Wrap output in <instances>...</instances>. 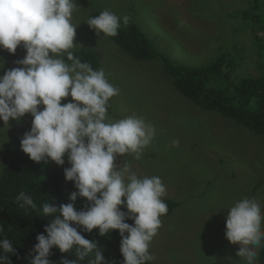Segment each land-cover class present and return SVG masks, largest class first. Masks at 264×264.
<instances>
[{"label":"rangeland","instance_id":"rangeland-1","mask_svg":"<svg viewBox=\"0 0 264 264\" xmlns=\"http://www.w3.org/2000/svg\"><path fill=\"white\" fill-rule=\"evenodd\" d=\"M105 10L121 18L118 30L130 23L139 26L174 64L200 67L228 54L235 68L232 81L238 83L264 76V0H77L72 17L77 32L71 51L98 52V70L103 69L119 89L109 101L108 121L136 116L155 130L139 159L128 153L116 163L127 165L140 178L159 177L166 188L161 199L184 204L173 215L160 216L161 225L150 243V262L228 264L231 257L237 264L238 245L225 238L227 212L246 197L264 210V137L190 102L160 60H134L114 36L97 35L86 22ZM16 54L22 59L26 53L20 47ZM17 66L11 54L0 49V75ZM214 85L222 87L223 82ZM32 119L29 114L6 127L0 120L1 175L6 158L21 149ZM65 161L70 167L67 157ZM186 185L190 187L183 189ZM186 198L191 200L184 202ZM102 252L108 264H114L115 251Z\"/></svg>","mask_w":264,"mask_h":264},{"label":"clouds","instance_id":"clouds-1","mask_svg":"<svg viewBox=\"0 0 264 264\" xmlns=\"http://www.w3.org/2000/svg\"><path fill=\"white\" fill-rule=\"evenodd\" d=\"M76 6L77 0H0V49L14 55L23 47L26 53L17 67L0 75V120L6 127L30 114L32 124L20 141L21 151L37 164L54 162L59 167L67 157L65 179L76 189L69 203L57 206L53 198L42 203L43 216L53 219L36 236L28 264H54L49 259L53 249L75 255L60 264H79L90 256L88 264H108L97 243L73 225L88 233L98 229L103 237L118 231L123 264H146L153 260L149 248L160 216L168 211L161 199L166 188L159 177L140 178L116 162L128 153L139 159L155 130L136 116L108 121L109 101L119 89L103 69L94 70L71 51L76 46ZM120 19L105 10L86 24L97 35L116 36ZM78 198L88 202L86 210L75 207ZM16 199L21 207H38L25 192ZM225 238L238 245L237 264H257L264 248L262 205L247 197L235 202L227 212ZM9 253L17 254L12 242L0 239V264H11ZM227 260L232 264L231 257Z\"/></svg>","mask_w":264,"mask_h":264},{"label":"trees","instance_id":"trees-1","mask_svg":"<svg viewBox=\"0 0 264 264\" xmlns=\"http://www.w3.org/2000/svg\"><path fill=\"white\" fill-rule=\"evenodd\" d=\"M114 40L134 60H160L174 79L177 89L202 110L217 112L253 134L264 137V76L244 78L238 83L232 81L235 68L228 54L220 56L212 64L200 67L174 64L153 47L152 41L136 24L130 23L118 30ZM256 41L260 42L261 39L256 37ZM72 52L94 70L99 69L98 52L92 49ZM11 59L15 62L20 60L16 53L11 54ZM214 82H223V86L217 87ZM5 149L6 152L11 151L9 147ZM67 167V164L63 167L55 163L52 167L44 166V163L37 164L21 149L12 151L6 158L3 173L0 174V225L4 227L0 239H9L16 249V255L7 254L11 264H28L33 246L37 243L36 236L43 233L44 227L51 223L52 217L43 216L42 203L51 202L52 198L57 206L71 202L69 197L76 189L73 183L65 179L64 168ZM20 192L31 195L37 209L21 207L22 202L16 199ZM163 202L168 209L164 216L173 215L181 205L172 199ZM87 206L88 202L84 199L78 198L75 202L78 210H86ZM127 222L133 223L132 220ZM73 226L78 227L86 239L97 243L102 250H114V264H123L120 252L121 236L118 231L114 230L103 237L99 235L98 229L88 233L81 226ZM259 253L258 264H264V248ZM65 258L72 260L75 255L53 249L49 257L54 264H60ZM90 258L92 257L80 261L79 264H88ZM146 264L152 263L148 261Z\"/></svg>","mask_w":264,"mask_h":264},{"label":"crops","instance_id":"crops-1","mask_svg":"<svg viewBox=\"0 0 264 264\" xmlns=\"http://www.w3.org/2000/svg\"><path fill=\"white\" fill-rule=\"evenodd\" d=\"M188 187H190V186H189V185H186V186L183 187V189L188 188ZM189 200H191V199H190V198H188V199L186 198V201H184V202H187V201H189ZM179 203H180L181 205H180L177 209H181V208L183 207V205H184V204H182L183 201H182V202H179ZM177 209H176V210H177Z\"/></svg>","mask_w":264,"mask_h":264},{"label":"bare ground","instance_id":"bare-ground-1","mask_svg":"<svg viewBox=\"0 0 264 264\" xmlns=\"http://www.w3.org/2000/svg\"><path fill=\"white\" fill-rule=\"evenodd\" d=\"M234 9V8H233ZM228 15V14H227ZM213 18V17H212ZM215 20V19H214ZM240 27V26H239ZM236 35V34H235ZM251 37V36H250ZM233 38V37H232ZM258 40V39H257ZM263 41V40H262Z\"/></svg>","mask_w":264,"mask_h":264}]
</instances>
